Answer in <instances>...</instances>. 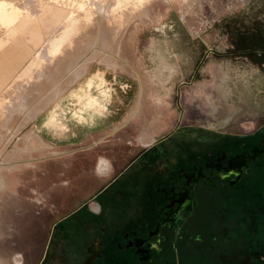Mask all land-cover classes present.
<instances>
[{
    "label": "rangeland",
    "instance_id": "obj_1",
    "mask_svg": "<svg viewBox=\"0 0 264 264\" xmlns=\"http://www.w3.org/2000/svg\"><path fill=\"white\" fill-rule=\"evenodd\" d=\"M9 1L40 19L54 2ZM90 2L95 5L86 29L93 33L90 53L106 56L113 69L91 61L84 77L53 101L54 87L63 79L61 61L75 59L88 38L79 32L64 43L63 54L60 50L50 57L49 35L26 53L18 71H6L0 86V211H7L0 216V264H34L25 261L29 243L46 224L48 235L39 244L36 264H85L82 256L90 254L93 243H98L93 264H146L151 244L132 241L122 253L124 234L150 221L153 208L160 212L162 240L164 214L178 208L177 194L184 188L195 200L194 213L178 220L182 228L173 232L175 248L174 238L167 247L158 242V262L163 263L152 264H264V156L243 169L236 186L230 187L233 181L227 178L219 190L212 188L214 178L192 169L202 164L200 159L216 169L213 159L220 160V151L233 155L252 144L264 145V0H151L139 16L114 21L109 20L112 0ZM30 32L15 37L14 31L4 56L23 46ZM24 68H32L31 75L23 74ZM214 70L222 88L232 90L229 100L235 107L243 100V113L235 122L220 123L212 139L204 131L187 138L182 126L186 121L193 126L194 120L187 118L184 99L196 87L209 85ZM89 81L102 112L80 106L77 94ZM53 113L57 122L75 127L74 134L53 140L47 124ZM155 115L162 122L149 134L141 126ZM16 126L21 129L12 133ZM173 178L179 182L175 191ZM28 204L35 208L32 230L24 224L15 229ZM196 214L200 231L190 223ZM205 225L213 231L206 233ZM196 234L201 241H195ZM133 256L138 261L128 262Z\"/></svg>",
    "mask_w": 264,
    "mask_h": 264
},
{
    "label": "bare ground",
    "instance_id": "obj_2",
    "mask_svg": "<svg viewBox=\"0 0 264 264\" xmlns=\"http://www.w3.org/2000/svg\"><path fill=\"white\" fill-rule=\"evenodd\" d=\"M150 2L151 0H112L109 20L114 21L115 18L119 17L125 20L130 19L134 16H139L140 13L145 11V8H147ZM49 5L47 4L44 17L40 19L39 15L32 17L30 15V13H32L31 11L30 13L29 11L26 13L25 11H23V9L16 8V6L13 8L9 0H0V29L2 28V32L0 33V86L6 81V71L8 69H11L12 72H15L18 71L20 66L26 63V53H30L31 49L37 46V44L40 42L41 37L44 38L52 35V38L48 41L47 44V53L50 55V57H52L60 50H62L61 52L63 54L64 48L62 49V47L65 46L64 43L70 40L71 37L75 36V34L84 31V38H88V40L84 45L81 46L80 51H78L76 54L74 53L75 59L69 61L70 58L66 57L61 61L60 69L61 71H63V79L56 87H54L53 93L55 98L53 99V101H55L57 97H59L61 94H64L67 89L74 85L80 79V77L87 72L90 67L91 61L98 60L99 63H101L108 69H113V65L108 64L109 61L106 56L99 57L96 52L90 53V46H92L90 37H92L93 33L90 31H86V29L91 16L94 14L93 10L95 5H93V2H90V0H54V2H52L53 7ZM30 16L31 20H29ZM100 17H102V13L98 14V18ZM34 19L38 20L39 22L37 24H32L31 22H33ZM25 29H31V32L27 39H23V46L16 48L14 47L12 49V55L8 54L4 56V54H7V51H9V47L8 45H5V42L9 38H11V36H13L12 33L14 31L16 32L15 37L18 36V33H21V36L26 37L27 35L24 33ZM27 43H29L30 45H26ZM69 56H71V54H69ZM38 62H40V57H38L37 60H35V62L32 64L37 67L39 65ZM109 65L112 67H109ZM21 70L25 75H31L33 71L32 68H30L29 71L25 68ZM212 76L213 81L209 85L202 84L200 87H196L189 94V97H186L184 99V103L188 108L187 118H191V120H194L193 126H191V123L189 124L187 121L182 126V132L188 134V137L195 136L194 132L198 133L199 131H204L206 133H209V136L206 139H212L214 137L213 131L218 130L217 126L220 123H229L231 121L235 122L243 113V100L239 99L238 104L235 107V104H233V102L229 100L231 94L229 91L232 90H224L219 83L222 79L220 73L214 70ZM91 84L92 81H89L87 83L86 90H82V88L81 92L77 94L78 101L82 109L85 111H89L94 108L93 110L102 112L103 105L100 104L97 96L93 95L89 89V86ZM100 84H97V89L99 92L103 93V88ZM51 103L48 104L47 107L51 105ZM45 109L46 108H44L43 110ZM43 110H38L36 114L38 115L39 113L43 112ZM246 110L248 112L250 111L248 106ZM79 119H81L80 121L83 122V120H85V117H83V115H80ZM161 122L162 120L157 115H155L152 116L151 120L144 121V124L141 127L147 130L150 134L155 132L156 127ZM47 124L50 128L53 140L57 138L64 139V137L74 134L76 130L75 127H71L63 121L57 122L54 113L51 114L48 118ZM18 129H21V126H16L12 130V133H16ZM34 129L39 133V129L35 125ZM28 133L35 135V131L33 130H29ZM33 209H35L34 206L29 204L23 207V210L19 215V217L21 218V223L16 225L14 224L15 229H17L21 224H24V228L26 226L27 230H32L31 220L34 217ZM94 210H96V206L94 207ZM6 212L7 211L5 210L0 211V216L2 213ZM48 229L49 228L46 224L42 229V235L38 238L36 237L35 241L29 243V249H31L26 256L25 261H30V263L34 264L37 263L40 257L39 253L41 251L39 248V244H41V242L46 239L48 235ZM1 231L2 227L0 225V232ZM84 242L86 243L87 240H85ZM97 244L98 243H93L90 246L92 247L90 248V254L82 256V259L85 260V264H93L92 259L97 255Z\"/></svg>",
    "mask_w": 264,
    "mask_h": 264
},
{
    "label": "flooded vegetation",
    "instance_id": "obj_3",
    "mask_svg": "<svg viewBox=\"0 0 264 264\" xmlns=\"http://www.w3.org/2000/svg\"><path fill=\"white\" fill-rule=\"evenodd\" d=\"M254 134H256V133H254ZM187 138H191L192 139L193 137H187ZM209 143L210 142L206 141L204 144H209ZM244 146H246V143H245ZM250 146H254V150L252 152H249ZM250 146L248 147V151H245V153L242 152V153H239V154H233L232 155V154L223 153V151H220V155L219 154L217 155V158L220 157V160L215 161V157L216 156L213 159V162H217V167L218 166H222L220 169H217L216 166H214L216 169H214V170L210 169L209 167L205 166V163H211V162H207V161H205L203 159H200L202 161L201 165H199V166L194 165L192 167V169H194V168L198 169L200 174L202 173L205 177H208V178H211V179L214 178L212 180V182L214 183V185H212L213 186L212 188H214V190L221 189L222 188L221 184H222L223 180L227 179V178L229 180L233 181L229 185L230 187L236 186V184L243 177V174H244L243 173V169L246 170L248 168V166L253 161L258 159L259 157L264 156V145L260 147L258 144L257 145H253L252 144ZM222 161L224 162V165L221 164ZM218 171H221V174L220 173L219 174L222 175V177H220L219 174H218V176H214L215 172H218ZM189 173H193L192 170ZM171 183L172 184L170 186L173 187L172 190L175 191V188L177 186H179V182L175 178H173V181ZM203 184L204 183H201L202 188H203ZM205 186H206V184H205ZM177 197H178V201L176 202V204L179 205L178 208L174 209L172 207L170 212L164 214L163 218L166 219L164 221V224L166 226L165 230H167V231H166V234L163 236L162 240H161V238L159 236L160 235V233H159L160 230L159 229L162 227V225L159 223L160 222V220H159L160 219V212L152 208V212L154 211V216H152L150 221H148L146 224H144L142 226L141 225L140 226H134L133 227L134 230H132V231L131 230L126 231V233L124 235L127 234L128 237L127 238L123 237V238H125L126 243L123 245L122 248H119V251H122V253H124L125 249H127L126 245L131 243L132 241H136L140 245H143L144 243L151 244L152 250H150V251L147 250V252H145V253H147V257H146V259L144 261L146 262V264H152V263H155V262L156 263H161L162 259H161V262H158V261H160V257L157 255V252H156V250L160 249V245L158 244V242H160L164 247H167V246H170V244H171L170 241H171V239L174 238V243L171 246H172V248H175V246L177 244H175L176 239H175V236H174L173 232L177 233V231L182 228V224L179 223L178 220L183 221L186 216L189 217L190 214L194 213L195 200L192 197V194L190 193L189 189L184 188L183 191H181V192H179V194H177ZM230 197H231L232 200H234V199L238 200L235 195H231ZM154 198L156 200L162 202L158 196H154ZM198 217H200V216H197V214H196V215L193 216L194 219L193 220L191 219L190 223L195 225L194 227H196L198 225L200 227V225H201V224H198V222H196L197 220L200 219ZM153 222H155V224ZM212 224L214 225V221H213ZM204 229H205V232L208 231V229H210V225H208V226L205 225ZM200 230H201V227H200L199 231ZM211 230L212 229H210V231ZM192 232H194V228L189 230V235H191ZM130 235H132V237ZM184 235H185V231L182 233V236H180L178 238V240L180 242L182 240L185 241V236ZM157 236L160 239H156ZM200 237L202 238V235L201 236L197 235L195 237V241H199ZM214 240L215 239H212V241H214ZM169 242H170V244H169ZM137 248H139V249L141 248V249L144 250L143 247H137ZM121 255H123L122 258L125 257L124 254H121ZM260 259H264V258H260ZM132 260H137V259L133 256L132 258H130V260L128 259V262L132 261ZM139 261H141V260H139ZM261 261H263V260H261ZM125 262H127V261H125Z\"/></svg>",
    "mask_w": 264,
    "mask_h": 264
},
{
    "label": "clouds",
    "instance_id": "obj_4",
    "mask_svg": "<svg viewBox=\"0 0 264 264\" xmlns=\"http://www.w3.org/2000/svg\"><path fill=\"white\" fill-rule=\"evenodd\" d=\"M96 211H97V214L99 212V205L96 206Z\"/></svg>",
    "mask_w": 264,
    "mask_h": 264
}]
</instances>
